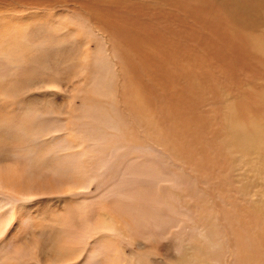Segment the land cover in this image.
<instances>
[{
	"label": "bare ground",
	"instance_id": "1",
	"mask_svg": "<svg viewBox=\"0 0 264 264\" xmlns=\"http://www.w3.org/2000/svg\"><path fill=\"white\" fill-rule=\"evenodd\" d=\"M14 1L31 5L35 0ZM225 6L242 27L262 21L256 29L260 33L252 31L229 47L251 49L255 69L264 70V0H232ZM33 12L23 15L27 21L0 24V97L8 107L0 108V236L5 235L0 240V264H140L142 260L146 264H223L225 254H230V264H264V122L253 123L247 130L231 105L222 116L227 125L226 154L253 157L254 170L249 175L258 188L252 183L251 195L250 182L234 184L233 189L246 194V198L230 196L237 208L225 216L229 232L212 221L185 222L190 201L179 182L182 172L173 173V167V175L158 171L150 159L166 163L170 158H180L186 170L190 166L199 178L203 177L206 149L199 132L201 117L188 115L185 91L200 92L212 86L206 79L209 72L205 75L203 69H193L187 53L179 52L181 58L173 50L166 55L161 50L149 54L129 32L130 47L142 60L135 63L125 59L119 49V53L110 50L120 57L117 68L103 47L89 51L83 45L95 33L90 24H56L53 20L48 24ZM74 14L65 7L60 12L63 18H73ZM100 19L105 22L102 15ZM126 31L118 26L111 30L117 34ZM76 39L82 41V50L59 57L60 47ZM48 59L55 60L56 67L67 65L68 70L46 72ZM129 65L134 72L128 71ZM146 68L150 69L145 72L163 81V86L174 78L182 85L179 91L174 88L177 95L172 94L167 102L178 120L166 124L152 119L154 100L147 99L151 92L140 90L136 84L139 81L131 78V74ZM120 73L130 75V79L124 80ZM30 83L40 84L47 95L55 91L51 94L55 103L39 104L35 96L23 102ZM62 89L69 94L59 103L57 96L62 95ZM244 107L251 114L264 113V99ZM239 127L243 136L238 133ZM195 143L200 155L191 164L187 154L192 153ZM221 193L227 196L224 190L219 193L223 197ZM153 234L174 244L175 248L169 245L163 253V261L153 255L152 242H147ZM121 241L131 248L129 253L121 247ZM226 242L229 249L224 246ZM136 243L139 251L133 250ZM143 244L151 249L145 250Z\"/></svg>",
	"mask_w": 264,
	"mask_h": 264
},
{
	"label": "rangeland",
	"instance_id": "2",
	"mask_svg": "<svg viewBox=\"0 0 264 264\" xmlns=\"http://www.w3.org/2000/svg\"><path fill=\"white\" fill-rule=\"evenodd\" d=\"M228 1L232 0H35L33 4H31L34 6L27 4L19 5V3L14 0H7V3H4L6 0L0 1V24H14L25 21L26 19L23 15L31 14L33 11V13L38 12L36 13V16L39 20L41 19V21L47 22L48 24H52L53 22H57L56 24H71L72 21H80V23L85 22L90 24L95 33L92 35L93 39L92 36H89L88 43L83 45H86L85 47L89 51L96 50V47H103L106 50L107 55L112 59L111 61L114 66L117 68L119 67V63L121 64L120 57L117 54L112 53L110 50H114V52L117 51L115 53H119L120 50L125 59L136 60V62L134 61L135 63H140L142 60V56L135 49L130 47L128 40L130 35L127 36V33L129 32L130 34H133L131 38L137 40V44H140L149 54H157L158 51L161 50L160 53L166 55L171 53L169 52L170 50H173V52H177L176 57L181 58L182 55H178L179 52L181 54L187 53L191 57L190 60H192L193 69H196L197 67L203 69V74L206 72L205 75L209 72V75H206V79L210 83H213L212 86H206V88L201 89L200 92L197 90H192V92L185 91L187 96L186 107L188 109V115L201 117L199 132L203 135L202 140L203 144L205 143L204 146L206 149L204 150L206 157H204L201 166L203 177L201 176L202 178H199L197 172L190 166L186 170L184 168L185 165L180 161V158H177L176 161H173L170 158L169 162L166 163L157 160V158H151L150 161L152 164L155 162L154 164L158 171H163L164 173L169 172L172 175L176 172L179 174L182 172V175L180 174L182 179H179V182L183 185V189L189 195L188 200L190 201V204H188L189 210H187V216L185 218L183 217L185 222L189 223V219L190 222H198L202 224L212 221L226 233L229 232V228L224 224L226 219L225 216H229L231 211L234 212L236 210L233 208H237V204L231 197L242 200H245L246 198V194H241L238 190L233 189L234 184L238 183L237 181L240 180L241 182H250L251 195L253 194L252 183L256 190L258 188L254 185V179L249 175V171L254 170L255 160L253 157H244L240 153H238L236 157L231 155L228 156L226 154L227 134L225 131L227 127L225 126L227 125H225L226 121L222 116L226 111V107L231 105L237 109L235 110L237 111L238 116H241L244 124L246 123L244 127L247 128V130L250 126L257 124L258 121L262 123L264 122V113L254 111L255 113L251 114L250 110L244 107L251 101L258 102L259 100L264 99V70L262 68L255 69L253 62H251V49L250 51L245 48L241 49L237 45H235V48L233 47L234 49L229 47L234 43H240L243 36H247V34L252 33V31L260 33L256 29H259L262 21H259V25H254L250 22H248L249 25L244 23V26L242 27L239 21H235V14L225 6V3ZM233 6L237 7V5ZM64 7L75 12L73 18H71L70 15H66V18H63V16L60 15V12H63ZM93 11L95 14H91ZM99 11L102 12L100 13ZM42 12L44 13L42 14ZM101 15L105 22L101 21ZM49 20H53V22L51 23ZM106 23L107 27L105 26ZM117 26L118 28L126 29V33L120 32L117 34L118 31L111 32V30H113V28L115 29ZM249 27H253L254 29H249ZM136 29L138 31H136ZM167 39H169V41L172 39L170 43L172 42L173 45L171 44L170 46ZM200 39H202L203 42H200L202 41ZM175 41L177 44L174 43ZM71 42L72 43L65 42L64 45L60 47L61 50H57L59 57L65 56L67 53L71 54L76 50H82L81 40L76 39ZM199 43H201V45H198ZM224 44H226V46ZM170 47H172V49H170ZM123 48H126V50ZM228 54H230V57ZM230 60H232V63L230 62L231 66L228 64V61ZM234 62L235 65L233 67ZM227 65L230 69L226 67ZM66 66L67 65H59V67H56L55 60L48 59V64L44 67V70L47 67V70H45L46 72L52 70L67 71L68 68ZM127 69L130 73L134 72V69L131 68L130 65ZM148 69L150 68H146L137 75L134 73L133 75L131 74V78H135L139 81V83H135L141 88L140 90L146 93L153 92L147 96L148 100H154L151 113L152 119L155 118V120H161L166 124L171 120H178L179 116L175 114V111H173V113L168 109L167 102L170 100L172 94L174 96L177 95L176 92L181 89L180 86L182 85H179L180 82H176V79L173 77V80H166V85L164 84L163 86V81L158 82L154 79L155 76L153 74L152 77L150 76L151 74L145 72ZM259 69L260 71H258ZM145 73L148 75L146 76ZM120 74L124 80L130 79V75L127 76L123 73ZM149 76L153 78V81L150 80ZM31 84L32 83L28 84L27 90H25V98L22 100L23 102L26 103L28 99L32 100L33 96H35V99H39V104H45V102H49L50 104L55 103L52 99L53 96L51 95L53 93L55 94V91L50 95H47L44 89L42 87L40 88V84L38 86L34 83L33 85ZM120 86L122 87L123 84L119 85V87ZM163 88L165 89L163 90ZM61 94L62 95L57 96L59 103H63V101L67 99L69 92L62 89ZM28 95L32 97L30 98ZM162 100L163 102H161ZM2 101L5 100H1L0 97V108L4 107L7 109L8 107L5 106ZM161 110H163V112ZM179 115L181 116L182 113ZM7 117H11V115ZM158 123L161 124L159 121ZM238 133L240 136H243V131L240 127L238 128ZM193 145L194 148L192 153H185L188 155L187 158H191V160H188L191 164L196 163V156L200 155L197 154V143ZM199 147H201V143H199ZM240 147L246 148L242 145H240ZM192 157L194 158V161ZM171 167L175 168L173 173L170 170ZM126 183L130 182L128 181ZM221 190H224L228 197L222 193L223 197H221L219 195ZM256 193L259 195L257 191ZM39 212L41 213V211ZM11 224L13 226L15 222H12ZM28 232L29 231L27 230L26 234H28ZM0 238L2 241V239L5 238V235H1ZM147 242H152L154 247L153 255H156V257H162L161 261L165 260L163 253H166L169 245H171L170 247L173 246V248H175L174 244L166 241L158 234L150 236ZM261 243L264 248V239L261 240ZM144 244L142 246H145ZM120 245L126 249L127 253L131 251V248L127 246L125 241H121ZM224 246L229 249V242H226ZM140 249L141 248L138 247L137 243L133 246L134 251H139ZM150 249L151 248L148 247L145 248L147 251ZM182 256L183 255H181V257ZM175 258L179 259L180 256L177 255ZM230 258V254H225L222 263L230 264ZM141 263L146 264V261L142 260L140 264Z\"/></svg>",
	"mask_w": 264,
	"mask_h": 264
}]
</instances>
